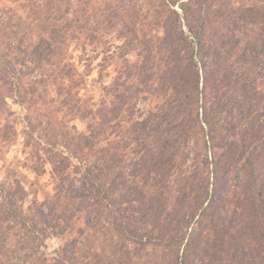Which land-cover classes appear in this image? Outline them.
Masks as SVG:
<instances>
[{"label": "trees", "instance_id": "16d2710c", "mask_svg": "<svg viewBox=\"0 0 264 264\" xmlns=\"http://www.w3.org/2000/svg\"><path fill=\"white\" fill-rule=\"evenodd\" d=\"M2 145L0 264H264V0H0Z\"/></svg>", "mask_w": 264, "mask_h": 264}, {"label": "rangeland", "instance_id": "374dc122", "mask_svg": "<svg viewBox=\"0 0 264 264\" xmlns=\"http://www.w3.org/2000/svg\"><path fill=\"white\" fill-rule=\"evenodd\" d=\"M98 76L97 69H95L92 73V75L89 77L90 80L96 79ZM11 112H13L15 115H18L20 113V108L17 104L11 103ZM78 130L82 131L84 130L85 126L82 123H76ZM5 146L2 148V157L4 158V169L0 172V179L2 180L7 175V169L10 170H17L19 165H21L23 160V155L21 154L22 146H12L10 147L11 151L8 152V146ZM9 149V150H10ZM21 149V150H20ZM0 162V166H1ZM46 173L37 177L36 186H34V189H38V201L43 202L44 201V191L48 193H52V186L48 185L50 180V166H46ZM12 174V173H11ZM32 176V175H31ZM29 177L31 180L34 181V177ZM32 199V195L29 196L28 202L26 203L27 206L29 205L30 200ZM62 241L56 237L51 238L50 240H47L45 242V247L41 246L39 249L36 250V255H33V257H28L25 259H22V264H52L54 262V259L57 255V251L61 247ZM15 261H13L14 263ZM20 263V264H21Z\"/></svg>", "mask_w": 264, "mask_h": 264}]
</instances>
